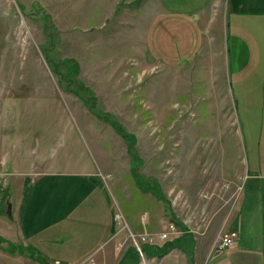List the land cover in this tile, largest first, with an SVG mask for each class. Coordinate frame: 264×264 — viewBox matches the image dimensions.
<instances>
[{"label": "rangeland", "instance_id": "obj_1", "mask_svg": "<svg viewBox=\"0 0 264 264\" xmlns=\"http://www.w3.org/2000/svg\"><path fill=\"white\" fill-rule=\"evenodd\" d=\"M227 8L213 0L199 15L207 46L198 60L164 67L145 48L157 0H0V189L10 172L39 175L67 158L69 122L98 119L78 95H93L96 114L134 135L137 172L168 203L140 192L128 173L116 189L109 184L123 223L91 264L126 260L134 239L143 247L136 264H194L175 250L190 242L202 264L232 232L240 195L264 174V36ZM259 182L263 212L246 206L235 224L253 236L264 221ZM169 223L178 236L150 257L138 236Z\"/></svg>", "mask_w": 264, "mask_h": 264}, {"label": "crops", "instance_id": "obj_2", "mask_svg": "<svg viewBox=\"0 0 264 264\" xmlns=\"http://www.w3.org/2000/svg\"><path fill=\"white\" fill-rule=\"evenodd\" d=\"M212 2L157 0L158 13L145 35L148 55L164 67L198 60L207 46L199 15ZM227 14L229 19L256 22L264 36V0H228ZM103 122L88 118L69 122V154L55 161L50 171L9 173L0 189V264H91L105 251L115 233L118 209L108 185L116 189L130 169L124 168L125 142L106 122L112 134L104 128ZM253 179L251 190L239 198L231 230L237 233L235 244L206 250L202 264H264L263 219L254 223L260 227L254 236L243 232L242 223L239 229L235 227L246 206H257L263 212L259 181L264 174ZM189 244L190 250L183 245L175 250L198 264L192 260L193 244ZM126 260L119 264H130Z\"/></svg>", "mask_w": 264, "mask_h": 264}, {"label": "trees", "instance_id": "obj_3", "mask_svg": "<svg viewBox=\"0 0 264 264\" xmlns=\"http://www.w3.org/2000/svg\"><path fill=\"white\" fill-rule=\"evenodd\" d=\"M67 91L73 93L75 96L78 95V93L74 90L67 89ZM78 97L80 98V100L82 101L84 106L90 112L93 113V115H95L98 119L109 124L112 127V129L125 142L126 152H127V155L129 156V160H130V175H131V178L133 179V182H134L136 188L142 193H150L155 199L160 200V201L165 202V203H168V201L165 199L162 192L160 191L158 184L150 183L146 178H144L143 176L138 174L137 170L140 167V159L138 158L137 152L134 148L135 147L134 135L131 133H128L125 130V128L122 125H120L117 121L112 120L111 116L109 114H99V113L96 114L95 110H94L95 97L93 98V95L89 98V100L81 98L80 95H78ZM91 101H93L92 104H91ZM172 219H173V217H172ZM173 221H175V220L173 219ZM147 247H148L147 249L144 248L146 251L145 253L150 255V256L161 257L162 255H164L167 252V249H164V248H158V247H152V246H147ZM125 255L127 256L126 258L132 262V264L137 263V258H136L137 252L136 251L134 252L133 249L129 250ZM124 261H123V263H124ZM121 263H122V261H121Z\"/></svg>", "mask_w": 264, "mask_h": 264}, {"label": "built area", "instance_id": "obj_4", "mask_svg": "<svg viewBox=\"0 0 264 264\" xmlns=\"http://www.w3.org/2000/svg\"><path fill=\"white\" fill-rule=\"evenodd\" d=\"M114 220H115V224L123 223L122 216L118 212L114 214ZM178 234H179L178 228L174 224L169 223L167 224L165 230L162 233L157 234L156 236H152L149 234H143V235L141 234V236H138V237L142 240V242L148 243L150 246L157 247V243L159 241L166 242L170 240L171 238H176ZM236 239H237L236 232L232 231V232L221 233L219 237L220 249H226V248L232 247L235 244ZM136 241L137 240L134 239L136 252L139 254H142L143 247L141 249V247L137 245ZM55 264H59V262H55Z\"/></svg>", "mask_w": 264, "mask_h": 264}]
</instances>
